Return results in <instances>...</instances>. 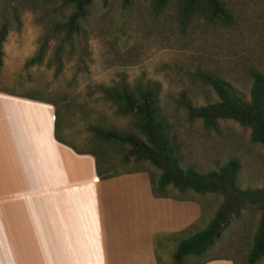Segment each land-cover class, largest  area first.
<instances>
[{"label":"rangeland","instance_id":"374dc122","mask_svg":"<svg viewBox=\"0 0 264 264\" xmlns=\"http://www.w3.org/2000/svg\"><path fill=\"white\" fill-rule=\"evenodd\" d=\"M62 1L0 0V27L5 25L7 30L2 43L1 90L49 96L57 104L63 140L79 150H93L102 169L113 176L143 169L154 179L159 170L148 161L124 160L120 146L97 139L89 126L119 128L142 137L132 117L117 114L115 105L104 99L100 86L156 83L166 132L184 169L206 172L234 160L240 187L264 184V145L250 140L249 128L226 119L218 121L217 131L205 129L180 100L183 96L191 105L200 106L217 99L200 72L218 75L248 96L251 73L264 75V0H223L233 18L229 26L198 19L180 25L173 0L160 13L151 10L150 0H133L129 8H122L120 0H110L106 7L96 0L83 22V34L60 42L62 32L54 26L69 12ZM42 43H46L42 60L27 65ZM152 194L196 199L201 221L186 234L204 228L223 200L220 194L180 193L172 188L160 194L152 190ZM259 215L252 207L233 214L220 238L202 257L189 258L188 264L214 255H228L235 264H247ZM255 264H264V257Z\"/></svg>","mask_w":264,"mask_h":264},{"label":"crops","instance_id":"0c3cea01","mask_svg":"<svg viewBox=\"0 0 264 264\" xmlns=\"http://www.w3.org/2000/svg\"><path fill=\"white\" fill-rule=\"evenodd\" d=\"M29 96L0 89V264H168L199 230L186 234L196 199L154 197L143 169L101 179L97 153L62 139L56 102Z\"/></svg>","mask_w":264,"mask_h":264},{"label":"trees","instance_id":"16d2710c","mask_svg":"<svg viewBox=\"0 0 264 264\" xmlns=\"http://www.w3.org/2000/svg\"><path fill=\"white\" fill-rule=\"evenodd\" d=\"M96 0H63L62 5L69 12L66 18L54 26L61 31L60 42L72 40L83 34V22ZM103 7L110 0H98ZM171 0H150L154 13L167 8ZM176 20L185 25L193 19L212 25L229 26L232 15L223 0H173ZM133 0H120L122 8H129ZM7 30L0 27V66L2 65V43ZM56 34V33H55ZM57 35V34H56ZM48 36V35H47ZM46 40L48 37L44 35ZM59 42V43H60ZM61 45H59L60 49ZM46 43H42L34 56L26 64L42 60ZM203 81L210 85L217 99L200 106H193L181 96V103L191 117L201 120L205 129L218 130L219 120H232L242 127L249 128L250 140L264 145V75L251 73V85L248 96L238 91L230 82L218 75L200 72ZM104 99L115 105L116 113L132 117V124L142 136L119 128H102L90 125L93 135L102 141L113 143L124 151V160L130 157L135 161H148L159 170L156 178H151L155 194L165 192L168 188L180 193L193 191L197 194H220L223 200L209 223L194 234L176 240V248L168 264H188L189 258L202 257L206 250L220 238L223 226L229 218L245 207L257 208L260 212L258 225L254 232L251 246L246 254V263L255 264L264 257V184L260 187H240L237 182L238 164L227 161L221 167L206 172L193 168L184 169L178 160L177 150L170 135L166 132L165 119L159 107L158 86L156 83L130 87L119 83L113 86H100ZM29 96L35 100H42ZM55 119L58 123L59 111L55 105ZM59 141L62 139L56 134ZM97 174L101 179L113 176L102 165L97 155ZM209 258L191 264H204ZM235 264V262L233 263Z\"/></svg>","mask_w":264,"mask_h":264}]
</instances>
